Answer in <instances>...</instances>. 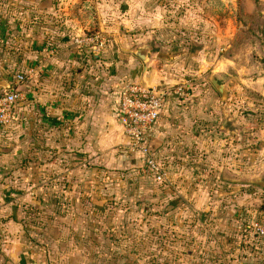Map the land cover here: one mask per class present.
<instances>
[{
    "label": "crops",
    "instance_id": "obj_1",
    "mask_svg": "<svg viewBox=\"0 0 264 264\" xmlns=\"http://www.w3.org/2000/svg\"><path fill=\"white\" fill-rule=\"evenodd\" d=\"M152 1L128 3V33H135L128 38L138 46L118 47L127 37L113 33L107 39L114 44L104 51L76 44L104 30L100 0H0V93L13 86L16 75L26 78L18 87L23 101L12 131L0 129V139L7 134L0 142V175L13 168L21 200L28 199V182L37 188L29 195H38L32 201L39 204L56 198L39 188L56 178L85 190L69 189L67 213L53 221L57 206L43 224L25 223L24 204L1 206L7 218L0 223V264L134 263L131 255H119L128 234L117 223L119 212L107 203L105 210L97 208L109 193L89 184L97 182L100 170L144 163L141 151L129 150L118 118L121 87L135 79L160 89L183 83L192 92L183 101L168 99L145 137L165 174L159 213L177 234L174 255L163 264H264V240L248 229L258 206L246 207L261 197H249L248 188L264 191V90L241 95L238 90L257 81L235 78L230 58L209 46L208 16L194 23L200 30L194 34L183 18L161 20L158 10L166 6L154 11ZM172 26L177 34L161 37ZM180 35L189 38L188 49L182 43L164 50L152 40L163 38L168 47L180 43ZM148 45L152 51L144 63L137 54ZM0 183L2 198L12 186ZM79 200L81 209L74 211Z\"/></svg>",
    "mask_w": 264,
    "mask_h": 264
},
{
    "label": "rangeland",
    "instance_id": "obj_2",
    "mask_svg": "<svg viewBox=\"0 0 264 264\" xmlns=\"http://www.w3.org/2000/svg\"><path fill=\"white\" fill-rule=\"evenodd\" d=\"M128 3L129 0H100V6L97 7V12L104 28L99 36L106 40L104 51L112 48L114 41L112 38V40L107 39V36L113 35V33H118L127 37L121 44L119 43L117 45L118 47L121 48L122 46L123 48H127L130 47V45L131 47L138 46L136 40L130 41L128 38L129 35L135 34L128 33L131 31L127 24L129 15ZM150 5L153 6L154 11L155 8L161 9L163 6H166V8L158 10L161 20H163L164 16L165 19L174 20L175 18H183L187 20V31L195 27L194 23L198 25L200 16L201 19L208 16V23L205 21L203 22H205L204 25L208 29L207 32H209V46L214 47V50L217 47V51L220 49V56H225L224 58L226 59L230 58L234 69L233 76L235 78H241L243 76L242 78L248 80L247 82H253V80L254 82L257 81L253 88L244 87L242 90H238L241 95H259V91L264 90V82H258L259 78L260 80L264 78V0H153ZM116 20H118L117 27L115 25ZM190 23L193 24L189 26ZM132 30L134 31L135 28ZM178 30L179 29L175 26L164 28L161 37L170 36L171 34L176 35ZM192 31H195L194 34H197L200 30L199 28H195ZM131 39L134 38L131 37ZM161 39L163 38L152 39L156 42L157 48L174 50L177 48L178 44L181 45L183 43L185 48L188 49L186 45L189 38L187 36L180 35V43L174 42L168 47L162 45L164 43ZM130 82L136 83L138 81L135 79L130 80ZM179 85L184 84L182 83L170 87ZM219 85L224 86L220 83ZM186 87L187 97L183 99H173L176 101H183L191 96L192 92L190 88L188 86ZM250 110L259 114L255 106H251ZM248 112L250 113V111ZM14 124L15 120L10 127L5 129H10L7 132L8 134L12 131ZM5 135L7 134H4L2 138ZM24 157L25 159H29L28 156ZM13 158L17 160L20 156L16 155ZM156 161L158 160L156 159ZM158 163L163 173V166L160 161H158ZM11 169L12 172H6L7 170L5 169L1 170L0 179L5 182L4 184L12 187L8 189L10 193L6 194V192H4L2 198H0V208L3 205L11 207L15 203L24 204L25 206L22 208L25 213L23 216L25 223H30L33 219L34 222L36 221L39 224H43L45 220L48 222L50 219L51 221L50 212L57 206L59 208V213H56L53 221H58L62 218L61 214L67 213V210L71 207L70 201L67 200L69 197L67 196L69 189L71 191L69 194H80L85 191L80 184H66L60 181L61 179L57 181L56 178L53 179L52 182L39 185L40 191L49 192L47 191V189H49L51 191L49 193L56 198H53L51 203H48V201H41L39 204V201H32V198L37 199L38 195H29L30 193L33 194V191L37 188L34 190L35 187H33L32 189L30 186L31 184L27 182L25 187L27 189L28 199L21 200L19 188L14 187V185L19 184V182L15 181L14 169ZM30 170L31 169H29V176ZM163 175L165 176L164 173ZM97 176V182H94L92 185L89 184V186H97L99 189H106V193H109L108 197L103 196V198L98 201L99 206L97 208L102 211L105 210V207L107 208V204H112L109 208L117 211V213L119 212L117 223L125 225L126 233H128L123 240V242L127 244L123 247H118L119 255H131L134 261L133 264H147V262L148 264H163L164 258L169 257V259H171L175 252L177 234L175 228L170 227L168 221L159 213L165 202L164 199H162L165 179H163L162 182H157L154 178V174L143 167V163L133 167L112 166L108 170H100ZM240 190L237 189L236 193L240 192ZM247 190L250 191L249 197H253L255 193L261 195L259 200L249 201V203L246 204V207L250 209H256L258 206L257 214L254 216L255 219L248 225L250 227L255 220H262L261 212L264 210V191L254 187H250ZM4 195L6 196L3 197ZM76 204L77 207L74 208V211H78L82 206L80 200L77 201ZM1 213L0 223H3L7 217L5 214L6 212ZM34 214H36V216H34ZM248 229L250 230V228ZM26 235L28 237L29 234L26 233ZM252 235L254 234L252 233ZM28 240L29 237L27 238V241Z\"/></svg>",
    "mask_w": 264,
    "mask_h": 264
},
{
    "label": "built area",
    "instance_id": "obj_3",
    "mask_svg": "<svg viewBox=\"0 0 264 264\" xmlns=\"http://www.w3.org/2000/svg\"><path fill=\"white\" fill-rule=\"evenodd\" d=\"M76 44L97 50L105 48L106 40L103 37H86L76 41ZM25 82L24 75H16L13 86L0 93V129H6L13 124L16 109L23 101L18 87ZM186 88L185 85H179L160 89L130 81H125L121 87L118 118L122 134L130 151H141L144 154L143 167L154 174L157 182H162L165 176L160 164L147 149L145 137L157 126L167 100L187 97ZM261 213L262 220H255L249 228L256 237L264 240V210Z\"/></svg>",
    "mask_w": 264,
    "mask_h": 264
},
{
    "label": "water",
    "instance_id": "obj_4",
    "mask_svg": "<svg viewBox=\"0 0 264 264\" xmlns=\"http://www.w3.org/2000/svg\"><path fill=\"white\" fill-rule=\"evenodd\" d=\"M141 51V52H140ZM139 53L137 54L138 57L141 59V61H143L144 63H147V55L152 51V46L148 45L145 46L142 50H140ZM142 84V83H141ZM143 85V84H142ZM217 90L219 91L221 97L224 99L226 96L225 94V89L223 86L220 85H216Z\"/></svg>",
    "mask_w": 264,
    "mask_h": 264
}]
</instances>
